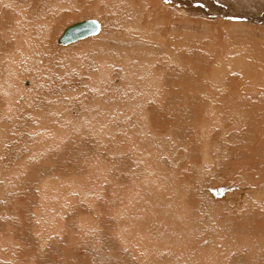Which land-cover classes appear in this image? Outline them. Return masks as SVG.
Segmentation results:
<instances>
[{"label":"rangeland","instance_id":"374dc122","mask_svg":"<svg viewBox=\"0 0 264 264\" xmlns=\"http://www.w3.org/2000/svg\"><path fill=\"white\" fill-rule=\"evenodd\" d=\"M1 1L3 2V4L0 3V7H2V8H0V12L3 11V13H0V15L3 14L4 16H6L7 15L6 12L9 13L8 12L9 10H5V9H9L6 6H12L14 9L18 10L20 13L23 14V17H22L23 19H26V20L30 19L28 21H31L32 23L34 22L32 24L35 27L34 29L29 28L27 26L23 27V30H24V33L22 32L23 36L25 34L28 35L29 33L30 34L32 33L33 38H28V41H30V42L26 43V47L31 44L30 46H28V47H30L29 53L17 67L16 81L14 83L10 84L11 87H13L15 90L18 91L17 99L22 100L21 103L25 102V108L23 110H25L24 111V113H25L24 117L26 118V121H27V124L25 123V125H23L22 130H20V127L16 128V132H18L19 130L20 131L17 133L15 138H18V140H20V154L24 153L22 155H27V148H29L28 146L31 145V140H33V141L44 140L43 142L40 143L39 147L45 151L44 154H46V156L55 155L54 156V163H55V165H57V167L55 165H53V168L57 169L60 176H62L63 168H60L59 164H60V162H63L66 164V167H64V170H65L66 175H68L67 189H68V191H70V190L71 191L69 192L70 197L68 196V198H70V199L67 200L70 210L64 216V224L66 227V233H65L63 239L65 240L66 244L69 247L70 257L72 255L75 256L74 257L75 259H76V257H78L79 260L81 261V264H144L143 263L144 261L150 262L151 260H152L151 264H158V263L159 264H191V263H193L192 262L193 253L197 252V251L199 252L200 250H203V251L211 250V251H219V252L230 251V252L235 253V255H236V254L241 252V249H239L240 248L239 243L241 246L243 241H246L243 239H244V237H245V239L247 237H249L247 235H248V232L251 231V229H253V230H264V225L262 224V223H264V220H262V218L264 219V216H262V218L260 217L261 215H264V190H263L264 189V187H263L264 186L263 185L264 184V182H263L264 178H261V177H264L263 176L264 166H262L263 164L261 165L260 163H258L261 158L263 159L262 152L264 153V146H263L264 144H262V145H259V144L264 143V140H258L257 143H254L255 146L252 143L255 140H248V142H247V140H245V137L241 136L242 133L244 132L243 129L246 130L245 133H247V131H248L247 127H242L240 129V131L238 130V132H236V128L234 127V125H231L235 129H234V131L231 130L234 133H231V131H230L229 135L230 136L235 135L236 138H238V140H232L231 141L232 143L230 142V140H226L227 146L230 144L229 146L231 148L235 147V148H232V150L229 152L230 147L226 146L228 148V151L225 153H228V155H229L228 158L231 160V162L229 159L227 160L231 165L230 167H228L229 171L232 172V170H233V173L230 176L232 178H236V179H234L235 181L231 178V180H233V181L230 185H228L229 187L227 189H229V190L227 191L225 188H222L221 185L217 186L218 188H216L215 184H212V182H215V180L217 181V180L221 179V177L223 176L222 171L219 173L220 170H218V171L214 172V174L208 173L207 178L204 177L205 176L204 173L203 174H198L199 172L197 173V169H196L197 165H201L202 160H201V158H198L199 156H197L196 153L198 154L200 148L203 147L202 145H200L201 147L199 148L198 144L204 145V140L205 139L207 140L208 135H209V134L207 135L206 133H202L201 131L198 132L199 130H196L193 127L195 122H197L198 118H200L202 115H205L206 117H208V114L203 113V109L201 106H198L196 108V112L198 115L194 119L195 122L192 121L189 117L183 121V126L186 128L187 134H186V136H182V138H180V139L178 136H176V135H178L177 131H179V130H177L178 126L172 127L171 124H170L171 126L169 125V127H168V124L167 125L166 124L160 125L162 128L164 127V129H163L164 132H163L162 130H160L162 128L159 125L158 126L153 125L152 128L150 126L146 125L145 121H144L148 115V113H146V112L139 111L138 116L142 117L141 121H143V123L142 122L139 123L141 126L140 128L139 127L130 128V130L132 132V133H130V132L126 131L128 129V127L112 123V119H110V121H108L109 120L108 116H104V115L102 116V110H101L100 106L89 109L87 112H85L88 109V107L90 108V106L95 105V103H96L95 101H87L86 104H84V106H83V110H84L83 112L80 109H78V110L75 109L74 113H72V114L70 113L71 111L68 110L69 108H67L65 106L64 101L73 97V96H75L76 99H80L79 96H81V94H82L83 97L85 95H88L90 98V96L95 95V94L100 92L99 86H100V84H102L100 81H102L103 79L101 80L99 78L100 77L99 74H101V73L105 74L106 73L107 68L110 67L109 61H111V58H109L108 55L113 56V53L116 52V47H118V45L111 44V45H109V48H107V45L102 41H104L106 39H112L114 37L116 39L120 38V34H118V32L121 30V27H118V26H119L120 20H121L120 19L121 13L119 11H107L108 9H104V7H102V11L104 13L99 12V11H98V13H93L89 10V8H91V6H92V5H90V4H92L90 0H87V1L86 0H59V1H62L59 3H60V5L63 4L64 8H63V5L61 7L57 6V8H55V10H52L51 7H53L52 5H55L53 3L56 0H1ZM155 1H157L158 4H156ZM159 1L160 0H149V1L146 0L145 2H147L148 6L145 3L144 4L147 6V8H150V9L147 11H144L143 7L140 8L142 11H144V13H146V14H144L143 12H141V14L143 13V15H144L142 23H145V21H149V23L150 22L154 23V24L152 23V25L148 24L150 27L154 26V28H152V29L150 27L147 28V29H151V31H152V32H150V35H149L150 39L149 40H151V41L153 40V42L149 41V44H151V45L157 44L156 41L158 39H160L161 35L164 37V34L166 31H167V33L165 35H167V39L176 37V38H179L178 40H181L182 38H180V37H183V39H182V42H183V40L185 39L184 37L188 36V37H186L185 40H186V43L188 42L189 44H184L185 43V40H184V43H183V45H185L184 49L185 48H187V50H188V48L193 49V47L195 46L196 48L194 47L193 51L195 49L196 50L194 51V53H193V51L189 50L191 52V55H189V58H188V54H190V52L184 50V53L187 52V54L186 55L184 54V56L182 57L184 59V61H183L184 69L192 68L193 66H195L199 63V71H200L199 74L203 78L207 77L204 74V72H208V73L213 72L214 74H216L211 69L210 65L208 64V63L212 64L213 62H215V60H214L215 55L214 56L211 55L210 51L211 50L214 51V49H216V48H219L221 50H229V51L223 53L226 57V60H229V58H231V59H237V58L241 59L242 58L241 60L251 62L252 60H257L260 56H264V23H256V22L252 23V21L249 22L248 20H244V22H238V21H242V20L230 19L229 17L224 19L221 16H218V17L215 16L216 17L215 18V17H210V16H214V14L212 15L211 13H206L205 15H201V17H199V15H197L196 18H195V16H189L188 18H185L184 15H182V14L180 15L179 13L177 14L176 12L175 13L170 12V11L165 12L164 8H162L164 6L163 5L164 1H161L163 3L162 4L163 6L160 4ZM200 1H202L204 4L208 3V2H210V4H211V3H214V1H215L214 5L217 6L216 4H218V6H220V3L222 0L221 1L218 0L219 2L217 0H213V1L212 0H200ZM223 1L221 4H224ZM56 2L58 3V0ZM133 2L136 5V2L138 3L139 0L138 1L135 0ZM59 3H58V5H59ZM47 7H49V8H47ZM1 9H3V10L1 11ZM43 11H45L46 14H50V15L54 14L57 17H59L60 15H63V17H62L63 19H61L60 21L55 23L56 27L53 30L54 32L51 33V36H52L51 39L52 40H51L50 46L53 49L51 50L50 54L53 55L54 60H53V63L50 65V67H46V66H48L46 64H42V65L39 64L38 65V64L34 63L35 64L34 65L33 63L30 64L28 61H26L27 58H29V55L32 54V50L35 48V44L39 40V36L35 37V35H38L40 31H41L42 35H45V33H46L45 28H43L39 31L40 26H38V24L41 22L40 23V25H41L43 20H45V21H48V19L50 20L51 16L47 19V17L44 16ZM49 11H51V12H49ZM141 14H140V17L142 16ZM149 14H151V16ZM147 15H149V16L147 17ZM20 16H21V14H20ZM145 16H146V19L144 18ZM8 17L9 16H6V18H8ZM14 17H9L10 19L9 18L8 19L11 20V19H14ZM57 17H54V18H57ZM89 17H96L103 23L102 32L98 36H95V38L91 37L87 40L76 43L75 45H73L71 47H58L57 46L56 40L63 33V31L66 27L73 25L76 22L83 21L86 18L88 19ZM138 17H139V15H138ZM138 17L136 19H138ZM148 18L149 19L151 18L152 20L151 19L148 20ZM1 19L2 18L0 16V20ZM114 19H115V21H114ZM38 20H40V22ZM176 21H177V24H176L177 26H176V28H174L175 27L174 23H176ZM235 23L241 25V28H240V26L239 27L234 26ZM185 24H187V25H185ZM171 27H172V29H171ZM161 28L162 29L164 28L163 29L164 34H163V32H161V31H163ZM25 29H27L26 33H25ZM159 30H160L161 34H158L160 37H157L158 36L157 33L159 32ZM151 33H154V34H151ZM168 33H169V35H168ZM170 35H171V37H170ZM172 35H174V36H172ZM181 35H183V36H181ZM116 36H118V37H116ZM152 36H153V38H152ZM190 36H192V37H190ZM194 38L197 40H195ZM116 39H115V41H116ZM167 39H166V41H168ZM25 40L27 41L26 37L23 41H25ZM198 40H199V42H198ZM5 41H7L6 37L3 34H0V54H2V57L4 59V63L8 62L9 64H14L16 62V54L10 55V52H11L10 49L7 52H3V48H4L3 45L5 44ZM23 41H22V43H23ZM158 42L160 43V41H158ZM161 43H162V40H161ZM205 43L207 45V48L202 46V45H205ZM7 45L9 46L8 43H7ZM242 45H244V46H242ZM197 47H199V49H197ZM244 47H246V48H244ZM222 48H224V49H222ZM23 49L24 48H22V50ZM181 49L183 50L182 44H181ZM221 50H219V51H221ZM244 51L245 52L247 51V53H245ZM250 52H251V54H249ZM63 53L65 54L64 56H62ZM46 55H49V54L46 53ZM245 55H248L249 57L245 56ZM190 57H192V58H190ZM118 58H120V55L118 56ZM207 58L210 60H207ZM185 59L187 60L186 66H185V63H186ZM188 59H190V61H188ZM191 59H193L195 61H193ZM103 61L105 63V66L103 65L104 64ZM99 62H100V64H99ZM189 63H191V64H189ZM44 65H46V66H44ZM106 66H107V68H106ZM217 66L220 67L221 62ZM102 67H104L105 69H102ZM81 71H83V72H81ZM119 71L122 74V67L119 69ZM221 72H226V70L221 71ZM68 73L71 75H74V76L77 75L76 76L77 78H75L77 80V83L80 82V81L78 82V77H83L81 75V73H84L83 81L81 80L80 85H78V87L81 86V88L77 87V89L75 90L77 83H75L76 80H74V85H73L74 89H72L73 92L72 91H61V93H59V94L55 93L57 90L56 88H58L61 85L62 77L66 76V74H68ZM79 74H80V76H79ZM233 77H234V74H233ZM95 78H96V80H95ZM97 79H100V81L99 80L97 81ZM124 81H125V79L123 77H121V79L118 81V85H120ZM106 82H108L107 79H106ZM209 82L212 85H215L214 81H210V80L206 81L207 84ZM102 85L104 86L105 84H102ZM205 88H206V86L200 87L199 89H197L196 94H197L198 98H201V97L205 98V97H210V96L212 97L213 96L212 94H210L208 92V91L211 92V90L205 89ZM120 89H123V88L121 87ZM255 101L264 103V99H260V100L258 99ZM195 104H198V102H195ZM20 106L22 107V105H20ZM85 107H87V108H85ZM19 111L21 112V109ZM76 112H77V114H80L81 116H78L76 114ZM133 112L137 113L138 111L137 112L133 111ZM108 113H112V112H109V110H108ZM47 114L51 115L52 118L55 120L50 121L47 124L46 123H39L40 119L37 117H42V115H47ZM69 115H70V118H69ZM71 115H72V117H71ZM86 115H87V117H86ZM110 115L112 117V114H110ZM172 115H173V113H171L169 115V117L166 118V120H168V118H170V116H172ZM93 116L96 117V119L100 118V119L95 120V122L98 123V125L100 123V125H99L100 129L98 126L95 125L96 124L95 122H94L95 124L93 123V121L95 119ZM176 116L178 117L177 119H175V120L169 119L168 121H170L171 123H174V124L182 123L181 119H180V115H176ZM64 117H65V119H62ZM57 118L62 120V121H59ZM103 118H104V120H103ZM184 118H185V115L183 116V119ZM34 119H36V120H34ZM31 122H33V123H31ZM109 123H111L112 126ZM44 124H46V125L44 126ZM104 124H106V125H104ZM93 126H95V127H93ZM40 127H42V128H40ZM123 127H126L125 130ZM104 128H105V130H104ZM166 129H171V131L165 133ZM237 129H239V128H237ZM48 130L52 131V132L50 134H48L49 133ZM95 132H97L98 134ZM239 132L240 133L242 132L241 135ZM45 133L48 134L49 136H45V138L43 137L44 138L43 139L41 136L46 135ZM104 133H106V134L104 136H102ZM236 133H237V135H236ZM245 133H243V134H245ZM250 133L252 135L254 134L253 132H250ZM37 134H39V135L36 136ZM51 134H53V137H55V138H53V139L50 138V136L52 137ZM130 134H134L135 135L134 137H136V138H134ZM58 136H59V138H57ZM98 136H100V137H98ZM37 137H39V138L37 139ZM46 137H48V139ZM33 138H35L36 140ZM193 138H194V140H193ZM198 138H200V139L198 140ZM172 139H174V140H172ZM239 139H241V140L239 141ZM14 140H16V139H14ZM200 140H202V141H200ZM10 141L11 140H9V142ZM233 142H235V143H233ZM236 142L238 144H236ZM246 142L248 144H245ZM153 143H154V146H153ZM240 143H241L242 147L236 148L237 146L238 147L240 146ZM194 144H197V145H194ZM149 145H151L154 149ZM246 145H248V146L250 145V146L248 147ZM138 146H141V147H138ZM175 146H177V147H175ZM185 147H187V148H185ZM192 147L193 148L195 147V148L193 150H191ZM244 147L247 149L249 148V149L248 150L244 149ZM257 148H259L258 151H257ZM136 149H138L139 151L138 150L136 151ZM167 149L169 150V153H168ZM195 149H197V152L195 151ZM233 150H234V152H233ZM154 151H155V153H154ZM124 152H126V153H124ZM140 152L142 154H140ZM188 152H191L190 155H192L193 153L196 152L194 154V158L197 157V161H196V158H195V160L193 158L194 161L192 160V164H190V165L187 164L190 160L189 156H188ZM231 152H233L232 155H231ZM243 152H244V154H243ZM253 152H255V153H253ZM136 153L138 154V156H141L142 158L136 156ZM246 153L248 155H250V154L252 156L254 155L253 158L256 157L257 155L258 156L256 157V160L254 159L255 161L253 160V158L251 161V156L247 157ZM160 154H162V155H160ZM164 154L166 155V157ZM240 154H241V156H240ZM255 154H257V155H255ZM168 155L170 156L171 160H169L170 158ZM244 155H245V158L247 160H249V159L250 160L246 161V159L243 157ZM56 156H60V161ZM132 156H134V158ZM24 157L25 156H23V158ZM143 157H144V160H143ZM235 157H237V158H235ZM33 158L36 161L32 165L42 166V164L44 162L43 156H41V158L40 157H38V158L33 157ZM132 158H133V160H132ZM242 158H243V161H242ZM145 159H147V160H145ZM174 160H177V162H178L176 165L173 164ZM239 160H240V162H239ZM164 161H167V162H164ZM198 161H200V163H198ZM241 161H242V163L244 162L245 164L243 163L244 165H242ZM250 161H251V163H250ZM9 162L8 163L11 164V161H9ZM23 162H24V160H23ZM118 162H120V164H118ZM158 162H160V163H158ZM181 162H183V164H180ZM189 163H191V162H189ZM239 163H241V164H239ZM28 164L29 163L27 161V167L21 169V176H20L19 183H17V184L13 183L11 187L7 188L8 181L7 182H0V233L3 236L6 233L7 227L9 229V232H11V233H9L11 235L16 230V228H15L16 226L23 228L24 231L27 233H31V234L33 233L34 235H36V228H38V226L40 224V221L37 219V216H34L33 213L30 212V210H31L30 207H32V211L34 212L36 209L35 205L40 203L38 201L39 200L38 192L36 194L38 199L36 196H34V193H35V191H37V189H36L37 188V182H39L42 179H41V176H40V179H38V176L34 177V175H36V174L35 173L33 174V172H31V170L33 168L28 170V168H29L28 166L31 163L29 165ZM46 164L49 165V163H47V162H44L43 165L45 166ZM122 164H123V166H122ZM184 164H186V165H184ZM193 164H195V166ZM232 164H234V165H232ZM124 165H125V167H124ZM139 165H140V167H138ZM142 165L144 168L142 167ZM156 165H158V166H156ZM171 165L173 166V168ZM181 165H183V166H181ZM240 165H241V167H240ZM185 166H187L186 169L183 168ZM246 166L247 167L250 166L249 169L252 167L251 171L248 168H246ZM253 166H255V167H253ZM120 167H124L125 170L122 171L120 169ZM176 167H177V172L175 171ZM189 167H190V169H189ZM239 167L241 169H239ZM129 168H131L132 172L133 171L134 172L136 171L135 173L140 172V173H142V175L143 174H149V172H150L151 174H149V175H151V177L155 176L154 179L156 177H158L157 175H159L160 177L163 178V180L165 177L166 180L168 181L167 177L169 179H174L177 176L178 182H175V183H173L174 185L173 184L172 185H173V187L176 186L175 188H177V189L178 188L182 189L183 196H184V194L186 195L185 197L187 198V202H186V198L185 197L183 198V196H182V198L181 197H177V198L175 197V201L170 202L168 205L169 207L165 211V208L162 204V201L159 200L160 194H162L160 189L156 190V192H154V194H150L153 192H150L151 190L149 191L147 189H140L141 191L139 190L138 193L135 190H133L134 194H132L133 192H130V191H132L133 186H132V189H130V191H129V188L127 190L124 188L123 183L122 184L117 183V177H119L120 179L125 178L126 174L129 171ZM151 168L153 171H151ZM181 168H183L185 170H183V169L181 170ZM244 168L249 170V171L245 170ZM41 169H44V168H41ZM56 169L54 170L55 172H57ZM143 169H145V170H143ZM38 170H40V167ZM29 171L31 172V176L33 175V177H31V176L29 177V174H30ZM168 171L169 172L171 171V172L169 173ZM181 171H186V172L182 173ZM194 171L198 175L197 174L194 175V173H195ZM229 171H227V170L225 171V169H224L225 173H227ZM236 171H238V172H236ZM49 172L50 171L48 169L47 173H49ZM251 172H252V174H251ZM171 173L172 174L174 173L173 174L174 176ZM185 173H186L185 176H187V174H190L189 178L187 176L188 181H187L186 177H182V176H184ZM238 173H240L241 175L240 174L238 175ZM253 173H254V176H253ZM228 174H230V173H228ZM180 175H181L182 179L179 177ZM192 175H194V177ZM247 176L250 178V180L248 179ZM256 176H258V177H256ZM2 177L3 176H0V179ZM22 178H24L23 181H21ZM28 178H30L31 180H29ZM32 178H33V180H32ZM42 178H43V176H42ZM237 178L239 180H237ZM26 179L28 180V182ZM57 179H60V177H58ZM195 179H197V180H195ZM205 179H207V180L210 179L211 182L208 180L209 181L208 184H204V182H202L201 180H205ZM260 179H262V180H260ZM134 180L138 181V179H134ZM163 180H162V183H163ZM25 181L27 182V184H25L26 183ZM29 181H30L31 185L29 184ZM90 181H92V182H90ZM32 182L36 183L34 185V188H33ZM74 182H75V184H74ZM235 182H237V183H235ZM241 182H243V183H241ZM68 183H70V184H68ZM249 183H252V184L249 185ZM255 183H257L256 184L257 188H255L256 187ZM23 184H25L26 187ZM201 184H203L204 186L206 185V186L204 187ZM210 184H212V186L214 185L213 188L211 187ZM27 185L32 186V190L33 189L34 190L33 191L28 190V189H31V187H28ZM72 185H73V187H72ZM191 185H194L198 191L200 189H202L201 191H199L201 196L199 195V192L196 193L197 192L196 189L192 191L193 194L191 193V190H190ZM76 186H77V188H75ZM14 187L17 189H15ZM121 187L123 188V190L121 189ZM234 187L237 188V190H238L237 192H235L236 189ZM259 188H260V190H259ZM203 189L204 190L208 189V191L209 190L210 191L206 192ZM121 190L123 192H121ZM81 191H82V194H81ZM126 191L129 193L128 196H126ZM229 191L233 192V194L234 193L235 194L232 196H226L229 193ZM250 191H251V193H250ZM27 192H28V195H27ZM30 192H32V193L29 195ZM146 193H148V194H146ZM202 193L204 194L203 196H202ZM207 193L208 194L212 193V194L206 195ZM241 193H242V195H241ZM23 194L25 196H21ZM237 194L240 195L241 197L238 196ZM243 194H245V195H243ZM151 196H153V197H151ZM237 196H238V198H237ZM32 197H33V199L36 197L35 199H37V200L33 201ZM120 197H122V198H120ZM139 197H141V198H139ZM155 197H158V198H155ZM15 198L17 199L18 202L15 201L16 200ZM21 199H24V200L26 199V201H23ZM122 199H124V202L122 201ZM146 199H147V202H146ZM201 199H203V200H201ZM240 199H242V200H240ZM138 200H140V201L138 202ZM223 200H224V202H223ZM30 201H32V202H30ZM35 201H37L36 204H35ZM125 201H126V203H125ZM155 201L157 203H155ZM27 202L30 205H32L29 207L30 208L29 211L23 210V213L19 217V220L16 219L17 218L15 216L16 214H14L16 212L15 210L16 209L19 210V208H17V207H20V209L23 207H28L29 204ZM129 202H131L132 204H129ZM20 203H21V205L19 206ZM24 203L26 204V206ZM124 203H125V208L123 207ZM127 203L129 205H126ZM150 205H152V206H150ZM255 207H257V208H255ZM258 208L259 209L261 208V209L259 210ZM118 209L120 210V213H118V211H119ZM262 209H263V211H262ZM4 210L11 214V216H10V214H8L11 218L8 217V215H5V218L3 217L5 214ZM142 210H144V212ZM204 210L206 211V213ZM257 211H258V214H257ZM164 212H167L168 215H165ZM170 212H172V213H170ZM219 213H223V214L227 213V217H229V218L225 217L226 214H224V216L222 217L223 214L219 215ZM252 213H253V215H252ZM115 215H118V216L120 215V217L117 218L118 216L116 217ZM217 215H219V216H217ZM125 216H126V218H125ZM144 216H146V217H144ZM254 216H255V218H254ZM224 217H225V219L226 218L229 219L228 221H230V224H233V226L234 225L236 227L238 226V230L239 231L241 230L242 233L240 232V233H238L239 235H236V236L231 235V234H229V235L225 234V236L228 235V237H230V238L233 237L230 240L229 238H225L223 236L224 233L223 234L221 233V232H223V230L221 229V232H219L218 234L217 233L213 234V235H219L218 237L220 240L212 239V235L209 232V226L211 225L210 221L216 220L215 222H213V226L217 227L216 226L217 222L219 220H221V222H222L224 220L223 219ZM145 218H146V220H144ZM258 218H259L258 221L261 222V223L259 222V224L257 221ZM234 219H235V221H233ZM178 220H180L181 222ZM79 221L81 224L86 225L88 232L83 231V229L80 227ZM124 221L126 223L125 229L127 232H125V229L119 228L120 233H118V230H117L118 228H116V224L120 225ZM252 221H253V223H252ZM111 222L113 225L111 224ZM149 224H150V226H149ZM174 224H175V226H174ZM240 224H241V226H240ZM9 226H11L12 229H14V230L12 231L11 227H9ZM122 226L124 227V224ZM225 226L228 228L227 224H225ZM247 226H249V227H247ZM244 227H246V228H244ZM129 228H131L135 231H137V229H138V231L134 232L132 235L131 231H133V230H131ZM178 229H181L180 234L178 236H175L176 239L174 240V242L170 241V237H171L170 233H172L173 231L178 230ZM186 229H187V231H186ZM244 229H246L247 231ZM150 230L155 231V233H157L158 235L160 234V236H157L156 234H154ZM204 230L206 233L204 232ZM230 230H232V229H230ZM243 231H244V233L247 232V235L244 234L245 236L242 235V237H241L240 234H243ZM15 232H17V231H15ZM124 232H125V234L127 233L126 235L130 239L129 240L128 238H125L127 241L131 242V244H130L131 247L126 246L127 244L123 241V238H124L123 233ZM148 232H150V234L146 235L145 233H148ZM138 233H140V234H138ZM143 233H144V235H143ZM165 233H166V235H165ZM13 234H15V233H13ZM120 234H122V235H120ZM188 234H189V236H187ZM10 235H8V236H10ZM134 236H139V237H135V240L138 238V240H141L144 244H140L138 246L137 240L136 241L132 240V239H134ZM238 236L240 239H238ZM54 237H55V235L51 236V238H54ZM188 237H190V238H188ZM117 238H118V240H117ZM202 238L208 239V241L206 239L204 242L202 241L204 243V247H202L203 244L200 242L201 240H204ZM241 238L243 241H241ZM197 239H199L200 241L199 240L197 241ZM225 239H227L226 242H225ZM147 240H148V242H146ZM8 241H9V239H8ZM29 241L28 242L31 243L32 245L28 244L27 241H21L20 240V242H18V248L20 249L21 252L19 251L18 253H15V259L14 260H12L14 257H10V259H9V257L6 258L9 260H6L5 258L2 257L1 253L4 252L3 250L7 249L6 246H3L4 242L2 241V244L0 246V262H2L1 264H6V261H7V263L10 262L9 264H24V262L26 263L27 261L28 262L26 264H31L32 262L35 261L33 258H35L37 256L36 253L38 254V256L36 258L42 259L45 255L41 254V252L47 251L48 250L47 246L40 241H33L32 238ZM120 241H122L126 245L120 247L119 243H117ZM132 241H135V244L137 246L134 245ZM195 241H196V243L199 242L197 244H199V245L201 244L199 246L200 248L197 250L192 248L193 245H195L194 244ZM236 242H239V243H236ZM146 243L147 244L149 243L151 245L150 249L147 248L148 246L145 247ZM27 245H29V246H27ZM189 245H191V246H189ZM230 246L232 249L230 248ZM31 247H32V249H31ZM127 247H128V249H127ZM134 247H137V249H135ZM138 247H140V248H138ZM179 247H181L183 249H180ZM189 247H190V249H189ZM11 248H13V247H11ZM1 249H3V250H1ZM22 249H23V251H22ZM32 250L34 252H32ZM131 250H134V251L136 250L137 252L136 251L134 252ZM192 250H193V252H192ZM235 250L237 252H235ZM21 253L24 255H21ZM138 253H140V254H138ZM242 253H244V252L242 251ZM133 254H136V257H135V255L133 256ZM144 254H145V257H142V256H144ZM219 255H221V254L219 253ZM140 256H141V258H140ZM25 257H27V261L25 260ZM23 259H24V261H23ZM75 259H73V261L76 263L77 259L76 260ZM137 259H139L140 262ZM211 263H212V260L210 259V261H208V264H211Z\"/></svg>","mask_w":264,"mask_h":264},{"label":"bare ground","instance_id":"6f19581e","mask_svg":"<svg viewBox=\"0 0 264 264\" xmlns=\"http://www.w3.org/2000/svg\"><path fill=\"white\" fill-rule=\"evenodd\" d=\"M56 1L53 3L55 5H52L53 7L50 6L52 8V10H55V8H57V6L61 7L63 5V4L60 5V3H59V2H62V1L58 0L59 5H58V3ZM90 1L92 3L90 5H92V6H91V8H89V10L91 12H93V13H98V11L99 12H103L102 11V7H104V9H108L107 11H119L121 13V18H120L121 20H120V24L118 26V27H121V30L118 32V34H120V38L116 39L114 37L112 39H106V40L102 41V42H104L107 45V48H109V45H111V44L118 45V47H116V52L113 53V56L108 55V57L111 58V61H109L110 67L107 68V66H106L107 70H106L105 74L104 73L99 74L100 75L99 78L101 80L102 79L103 80L100 81V79H97V81L99 80L102 84H105V85L103 86L102 84H100V86H99L100 87L99 88L100 92L95 94V95L90 96V98H89L88 95H85L83 97V95L81 94V96H79L80 99H76V97L73 96V97L65 100L64 104H65V106L67 108H69L68 110L71 111L70 113L71 114L74 113L75 109H77V110L80 109L83 112L84 111L83 110V106H84V104H86L87 101H95L96 102L95 105L90 106V108L88 107V109L85 112H87L89 109H92V108L100 106V108L102 110V116L103 115L104 116H108V118H109L108 121H110V119H112V123L128 127V129L126 131L132 133L130 128H133V127H139L140 128L141 126H140L139 123L140 122L143 123V121H141L142 117L138 116L139 115V111H142V112L148 113L147 118L144 121H145V124L150 126L151 128H152L153 125H155V126L159 125L160 126V125H165V124L166 125L168 124V127H169L170 124L172 125V127L173 126H178L177 130H179V131H177L178 135H176V136H178L179 139H180V138H182V136H186V134H187L186 133V128L183 126V121L185 119H187L188 117L192 121H194V119L198 115L197 112H196V108L198 106H201L202 109H203V113L204 114H208V117H206L205 115H202L200 118H198L197 122L194 121L195 124H194L193 127L196 130H199L198 132L201 131L202 133H206L207 135L208 134L209 135H208V139L204 140V145L203 144H198L199 148L201 147L200 145L203 146L202 148H200L198 154L196 153L197 149H195L196 155L199 156L198 158H201V160H202V162H201L202 164L201 165H197V168L196 167L195 168L197 169V173L199 172L198 174H203L204 173V175H205L204 177L205 178H207V174L208 173L209 174L210 173L214 174V172H216L218 170H220L219 173L222 171L223 172L222 173L223 176L221 177V179H219L217 181L214 179L215 182H212V184H215L216 188H218L217 186L221 185L222 188H225L228 191L229 190V189H227L229 187L228 185H230L232 183V181L234 179H236V178H232L230 176L233 173V170H232V172H230L229 169H228V167H230L231 165L227 161L229 159L228 158L229 155H228V153H225V152L228 151L227 147H230L229 146L230 144L227 146L226 145L227 144L226 140H230V142L232 140H238V138H236L235 135H231V136L229 135L230 131L231 130L234 131V129L236 128V132H238V130L240 131V129L242 127H247V130H248L247 133H245L246 130H244V129H243V131H244L243 133H245V134H243L241 132L242 133V135H241V133L239 132L241 136L245 137V140H247V142H248V140H255L254 142H252L254 144V143H257L258 140H264V135H263L264 134V103L255 101V100H258V99L259 100L260 99H264V56H260L257 60H252L251 62L245 61V60H241L242 58L241 59L240 58H237V59L229 58V60H226V57H225V55L223 53L227 52L229 50H221L219 48H216V49H214V51L213 50H211L212 52L210 51L211 55H213V56L215 55V59H214L215 62H213L212 64L208 63L210 65L211 69L216 74H214L213 72L212 73L204 72V74L207 77L203 78L199 74L200 73V71H199V63L197 65L193 66V67L191 66L192 68L184 69V66H183L184 59L182 57L184 56V54L185 55L187 54V52L184 53V50L190 52L189 50L193 51V49L195 47L194 46L193 49H189L188 48V50H187V48L184 49L185 45H183V43H184V40L186 39V37H188V36L184 37L185 39L183 40V42H182L183 37H180V38H182L181 40H178L179 38H176V37L167 39V35H165L167 33V31L164 34V30H163L164 28L163 29L161 28L163 30L161 32H163L164 37L162 35H161V37L158 35V34H161V32H160L161 29L159 30L160 33L157 31L158 32L157 33V35H158L157 37H160V39L162 40V43H161V40L158 39L156 41L157 44H155V45L149 44V41H151V40H149L150 39L149 35H150V32H152L151 29L154 28V26L150 27L148 25V24L152 25L153 22L149 23V21H145V23H142L143 16H144L143 15L144 11H147V10L150 9V8H147L148 5H147V2H145L146 0H139L138 3L136 2V5L133 2L135 0H90ZM136 1H138V0H136ZM161 1H164V4ZM222 1H221V3H222ZM155 2H156V4H158L157 1H155ZM159 2H160L161 5L162 4L164 5V6L162 5L163 6L162 8H164L165 12H169V11L170 12H174V13L176 12L177 14L179 13L180 15L181 14L184 15L185 18H188L189 16H195V18H196L197 15H199V17H201V15H205L206 13H211L212 15L214 14V16H210V17L221 16L224 19L229 17L230 19L242 20V21H238V22H244V20H248L249 22L252 21V23L253 22L264 23V0H224L223 1L224 4L220 3V6H218V4H216L217 6H215L214 5L215 1H214V3H211V4H210V2L204 4L200 0H160ZM0 3L3 4V2L1 0H0ZM6 7L9 8V9H5V10H9L8 11L9 13L6 12V14H7L6 16H9V17H14L15 16V17H14V19L9 20L10 19L9 17H8L9 18L8 19L3 14L0 15L1 18H2L0 20V34H3L6 37V40H7V41H5V44L3 45L4 46L3 52H7L10 49L11 50L10 55L16 54V62L14 64H9L8 62L4 63V59L2 57V54H0V176H3L0 179V182H7L8 181L7 188L11 187L13 183L14 184L15 183L16 184L19 183L20 176H21V169L27 167V161H28L29 164L31 163L30 165L28 164L29 165L28 166L29 167L28 170L33 168L31 170V172H33V174L34 173L36 174V175H34V177L38 176V179H40V176H41L42 180L37 182V188H36L37 191H35V193H34V196L37 197L36 194L38 192V196H39V200L38 201L40 202L39 204H36L37 201H35V204H36L35 205L36 206L35 211L34 212L32 211V207H30L32 205H30L27 202L29 204L28 207H23V208L20 209V207L16 206L17 208H19V210L16 209L15 210L16 212L14 213V214H16L15 215L17 217L16 219L19 220V217L22 215L23 210H28L29 211V209L31 208L30 212H32L34 216H37V219L40 221V224H39L38 228H36V235H34L33 233L31 234V233L25 232L24 229L19 227V226L15 227L16 228L15 231H17V232L14 231L13 233H15V234L12 233L10 235L9 233H11V232H9V229L7 227V230H6V233L4 234V236L1 235V233H0V246H1L2 241H3L4 242L3 246L7 247L6 250L1 249V250L4 251L3 253H1V255L5 259L8 258V257H9V259H10V257H14L12 259V260H14L15 259V253H18L20 251V249L18 248V242H20V240L28 242L32 238L33 241H40V242L44 243L47 246L48 250L44 251V252H41V254L45 255L42 259L41 258L37 259L36 257L38 256V254L36 253L37 256L35 258H33L35 261L32 262L31 264H33V263L34 264L35 263L36 264H81V261L79 260L78 257H76L77 260L74 258L75 256H73V255L70 257L69 247L66 244L65 240L63 239L64 235L66 233V227H65V224H64V216L70 210L67 200L70 199V198H68V196H69V192L71 191V190L68 191V189H67V178H68V175H66L65 170H64V167H66V164L63 163V162H60V164H59L60 168H63L62 176H60V174L57 171V169L55 168L56 171H57V172H55L54 171L55 169L53 168V165H55V163H54V156L55 155L46 156V154H44L45 151L42 148L39 147L40 143L43 142L44 140H37V141L31 140V145H29L28 146L29 148H27V155H22L24 153L20 154V140H18V138H15L17 133L20 130H22L23 125H25V123L27 124V121H26V118L24 117L25 116V113H24L25 110H23L25 108V102L21 103L22 100L17 99L18 91L15 90L13 87H11L10 84H12V83H14L16 81L17 67L29 53V48L30 47H28V46H30L31 44L30 43H29L30 45L27 44L28 46L26 47V43L30 42V41H28V38H33L32 33L31 34L29 33L28 35L25 34L24 36L27 38V41L26 40L23 41L25 39V37L22 34V32L24 33L23 27L27 26V27L32 28V29H34L35 27H34V25H32L34 22L32 23L31 21H28L30 19H28V20L23 19L22 18L23 14L20 13L18 10L14 9L12 6H6ZM142 7H143L144 11H142L140 9ZM0 8H2V7H0ZM47 8H49V7H47ZM63 8H64V5H63ZM2 10L3 9H1V11ZM51 11H49V12H51ZM43 12H44L43 13L44 16H46L47 19L51 16L50 20L49 19H48V21L43 20L41 25H40V23H41L40 20H38L40 22V23L38 22L39 23L38 26H40L39 31L41 29L45 28L46 29V33H45V35H42V33L40 31L38 35H35V37L39 36V40L35 44V48L32 50V54L29 55V58H27L26 61H28L30 64H32V63L33 64L36 63L38 65L39 64H41V65L42 64H46L48 66H46V65H44V66L50 67V65L53 63V60H54L53 59V55L50 54L51 50L53 49L50 46L51 45V40H52L51 39V37H52L51 33L54 32L53 30L56 27L55 23H57L58 21L63 19L62 18L63 15H60L59 17H57L54 14L50 15V14H46L45 11H43ZM141 12H143V13L141 14ZM0 13H3V11L0 12ZM20 14H21V16H20ZM140 14L142 15L141 17H140ZM144 14H146V13H144ZM138 15H139L140 18L138 17ZM149 15L151 16V14H149ZM149 15H147V17ZM54 17H57V18H54ZM137 17H138V19H136ZM89 18H92V19H94V20H96L98 22L99 28H98V31L95 34H91V35H87V36L82 37V38H78L75 41H72V42H69V43H66V44L59 43L58 42V38L59 37H58L57 40H56L57 41V46L58 47H71V46L75 45L76 43H79L81 41L87 40V39H89L91 37L95 38V36H98L102 32L103 23L96 17H89ZM144 18L146 19V16ZM115 19H114V21H115ZM150 19L148 18V20H150ZM76 23H74V24H76ZM176 24H177V21H176V23H174V25H175L174 28H176V26H177ZM185 25H187V24H185ZM234 26H237V27L240 26V28H241V25H239L237 23H235ZM149 27L151 29H147ZM171 29H172V27H171ZM26 31H27V29H25V33H26ZM151 34H154V33H151ZM168 35H169V33H168ZM172 36H174V35H172ZM181 36H183V35H181ZM116 37H118V36H116ZM170 37H171V35H170ZM190 37H192V36H190ZM152 38H153V36H152ZM115 39H116L117 42L115 41ZM166 39L168 41H166ZM195 40H197V39H195ZM22 41H23V43H22ZM158 41H160V43ZM151 42H153V40ZM198 42H199V40H198ZM7 43L9 44V46L7 45ZM181 44H182L183 50L181 49ZM184 44H189V43L188 42L186 43V40H185ZM202 46L207 48L206 43H205V45H202ZM242 46H244V45H242ZM22 48H24V49L22 50ZM244 48H246V47H244ZM197 49H199V47H197ZM222 49H224V48H222ZM219 50H221V51H219ZM194 51H193V53H194ZM46 53L49 54V55H46ZM245 53H247V51ZM249 54H251V52ZM64 55L65 54L63 53L62 56H64ZM119 55H120V58H118ZM189 55H191V52H190V54H188V58H189ZM245 56H248V55H245ZM190 58H192V57H190ZM191 60H193V59H191ZM207 60H210V59L207 58ZM185 61H186V63H185V66H186L187 60L185 59ZM188 61H190V59H188ZM193 61H195V60H193ZM220 62H221V66L219 67L217 65ZM103 63H104V61H103ZM99 64H100V62H99ZM189 64H191V63H189ZM103 65L105 66V63ZM121 67H122V74L119 71V69ZM102 69H105V68L102 67ZM225 70H226V72H221V71H225ZM81 72H83V71H81ZM84 73H81V75L83 77H78V82L79 81L81 82V80L83 81ZM233 74H234V77H233ZM76 76L71 75V74L68 73V74H66V76L62 77L61 85L59 87L57 86L58 88H56L57 90H56L55 93L59 94V93H61V91H72V89H74L73 88L74 80H76L75 78H77ZM79 76H80V74H79ZM121 77H123L125 79V81L123 83H121L120 85H118V81L121 79ZM106 79L108 80V82H106ZM95 80H96V78H95ZM209 80L210 81H214L215 85H212L210 82L207 84L206 81H209ZM80 82L77 83V80H76L75 83H77L76 84L77 86L75 87V90L77 89L78 85H80ZM205 86H206L205 89L211 90V92L210 91H208V92L210 94H212L213 96L212 97L211 96L210 97H205L206 99L203 98V97L198 98V96L196 94L197 89H199L200 87H205ZM121 87L123 89H120ZM78 88H81V86H79ZM195 102H198V104H195ZM20 105H22V107ZM85 108H87V107H85ZM20 109H21V112L19 111ZM108 110H109V112H112V113H108ZM133 111H136V112L138 111V112L134 113ZM171 113H173V115L170 116V118H168V120L169 119L170 120H175V119L178 118L176 115H180V119H181L182 123L174 124V123H171L170 121L166 120V118L169 117V115ZM76 114H77V112H76ZM110 114H112V117H111ZM77 115L81 116L80 114H77ZM184 115H185V118L183 119ZM71 117H72V115H71ZM86 117H87V115H86ZM37 118L40 119L39 123H46V124L49 123L50 121L55 120V119L52 118L51 115H48V114L47 115H42V117H37ZM69 118H70V115H69ZM94 118L95 119H94L93 123L95 122V120L100 119V118L96 119V117H94ZM104 118H103V120H104ZM62 119H65V117L62 118ZM34 120H36V119H34ZM58 120L62 121L60 119H58ZM31 123H33V122H31ZM46 124H44V126ZM109 124H111V123H109ZM95 125L99 127L100 123H99V125H98V123H96ZM104 125H106V124H104ZM231 125H234L235 128L232 127ZM111 126H112V124H111ZM19 127H20V130L18 132H16V128H19ZM93 127H95V126H93ZM126 127H123L124 130H125ZM40 128H42V127H40ZM237 128H239V129H237ZM99 129H100V127H99ZM163 129H164V127L162 129H160V130L163 131ZM104 130H105V128H104ZM169 131H171V129H166L165 133H167ZM232 131H231V133H234ZM51 132L52 131H49L48 134H50ZM250 132H253L254 134L252 135ZM95 133H97V132H95ZM48 134L43 135L41 137L45 138V136H49ZM105 134L106 133H104L102 136H104ZM38 135L39 134H37L36 136H38ZM51 135H52V137L50 136V138H52V139L55 138V137H53V134H51ZM130 135H132L133 137L135 136L134 134H130ZM236 135H237V133H236ZM98 137H100V136H98ZM38 138L39 137H37V139ZM46 138L48 139V137H46ZM57 138H59V136ZM134 138H136V137H134ZM14 139H16V140H14ZM33 139H35V138H33ZM199 139L200 138H198V140ZM9 140H11V141L9 142ZM172 140H174V139H172ZM193 140H194V138H193ZM240 140L241 139H239V141ZM200 141H202V140H200ZM247 142L245 144H248ZM233 143H235V142H233ZM241 143H240V146L239 147L237 146L236 148L242 147ZM236 144H238V143L236 142ZM262 144H264V143H260L259 145H262ZM151 145H149V146H151ZM194 145H197V144H194ZM153 146H154V143H153ZM246 146H248V145H246ZM254 146H255V144H254ZM138 147H141V146H138ZM175 147H177V146H175ZM245 147H244V149H247ZM185 148H187V147H185ZM194 148L192 147L191 150H193ZM232 148H235V147H232ZM232 148L231 147L229 148V152L232 150ZM138 149H136V151ZM258 149L259 148H257V151H258ZM233 152H234V150H233ZM233 152H231V155L233 154ZM124 153H126V152H124ZM137 153H136V156H138ZM154 153H155V151H154ZM168 153H169V150H168ZM190 153L191 152H188V156H189V159H190L189 162H191V163H189V162L187 163L189 165L192 164V160H193L194 154H195V153H193L192 155H190ZM253 153H255V152H253ZM140 154H142V153L140 152ZM243 154H244V152H243ZM262 154H263V159H264V153L262 152ZM160 155H162V154H160ZM246 155H247V157L251 156V161H252V158H253L254 155L253 156L251 154L248 155L247 153H246ZM255 155H257V154H255ZM23 156H25V157L23 158ZM41 156L44 157L43 158L44 162L49 163V165L46 164L44 166L43 165L44 162L42 164L43 167L39 166V165H32L36 161L33 157H35V158L36 157L37 158L40 157L41 158ZM240 156H241V154H240ZM56 157L60 161V156H56ZM132 157L134 158V156H132ZM138 157H141V156H138ZM165 157H166V155H165ZM243 157L245 158V155ZM256 157H254L253 160L254 159L256 160ZM133 158H132V160H133ZM169 158H170V156H169ZM195 158H196V161H197V157H195ZM195 158H194V160H195ZM235 158H237V157H235ZM263 159L261 158L259 160V162H258L261 165L263 164L262 166H264V160ZM23 160H24V162H23ZM143 160H144V157H143ZM145 160H147V159H145ZM169 160H171V158ZM249 160L246 159V161H249ZM9 161H11V164H9L10 163ZM200 161H198V163H200ZM242 161H243V158H242ZM242 161H241V163H242ZM251 161H250V163H251ZM164 162H167V161H164ZM230 162H231V160H230ZM239 162H240V160H239ZM158 163H160V162H158ZM177 163H178L177 160L173 161L174 165H176ZM241 163H239V164H241ZM243 163H242V165L245 164V163L244 164ZM118 164H120V162H118ZM180 164H183V162H181ZM184 165H186V164H184ZM193 165L195 166V164H193ZM232 165H234V164H232ZM38 166L40 167V170H38L39 169ZM55 166L57 167V165H55ZM122 166H123V164H122ZM156 166H158V165H156ZM181 166H183V165H181ZM187 166H185L183 168L186 169ZM124 167H125V165H124ZM124 167H120V169L122 171H124L125 170ZM138 167H140V165ZM142 167H143V165H142ZM240 167H241V165H240ZM240 167H239V169H241ZM249 167L246 166V168H248V169H249ZM253 167H255V166H253ZM41 168H44V169H41ZM172 168H173V166H172ZM183 168H181V170ZM48 169L50 171L49 173H47ZM185 169H183V170H185ZM189 169H190V167H189ZM224 169H225V171L227 170L229 172L225 173ZM251 169H252V167L249 170L251 171ZM143 170H145V169H143ZM245 170H247V169H245ZM249 170H247V171H249ZM151 171H153L152 168H151ZM175 171L177 172V167H176ZM31 172L29 174V177L31 176ZM135 172L134 171L132 172L131 168H129V171L126 174L125 178H123V179L121 178L120 179L119 177H117V183H120V184L123 183L124 188L126 190L129 188V191H130V189H132V186H133V189L130 192H133V190H135L137 193L139 192L140 189H147L149 191L151 190L150 192H153V193H150V194H154V192H156V190L160 189L162 194H160V199L159 200L162 201V204H163V206L165 208V211L169 207L168 206L169 203L172 202V201H175V197L176 198L177 197H181L182 198V196H183L182 189L181 188L177 189V188H175L176 186L173 187V185H174L173 183L178 182L177 176L174 179H169L167 177V179H168V181H167L165 177H164V180H163V178L160 177L159 175H157L158 177H156L154 179L155 176L151 177V175H149V174H151L150 172H149V174H143L144 176L140 172L139 173H135ZM181 172L183 173V172H186V171H181ZM236 172H238V171H236ZM197 173L195 172L194 175L197 174ZM228 173H230V174H228ZM190 174H187L188 178L190 177L189 176ZM239 174L240 173H238V175ZM251 174H252V172H251ZM185 175H186V173L182 177H186V179H187V176H185ZM194 175H192V176L194 177ZM42 176H43V178H42ZM253 176H254V173H253ZM263 176H264V174H263ZM31 177H33V175ZM58 177H60V179H57ZM179 177L182 179L181 175ZM256 177H258V176H256ZM231 178L233 180H231ZM238 178H237V180H239ZM261 178H264V177H261ZM28 179L31 180L30 178H28ZM134 179H138V181H135ZM248 179L250 180L249 177H248ZM23 180H24V178L21 179V181H23ZM32 180H33V178H32ZM162 180H163V183H162ZM195 180H197V179H195ZM208 180L210 181V179H208ZM208 180L205 179V180H201V181L204 182V184H208V182H209ZM260 180H262V179H260ZM187 181H188V179H187ZM27 182H28V180H27ZM27 182L25 184H27ZM90 182H92V181H90ZM263 182H264V180H263ZM32 183H33V188H34V185L36 183L35 182H32ZM235 183H237V182H235ZM241 183H243V182H241ZM25 184H23V185H25ZM29 184H30V181H29ZM68 184H70V183H68ZM74 184H75V182H74ZM212 184H210V185L213 188L214 185L212 186ZM250 184H252V183H249V185ZM256 184L257 183H255V185ZM201 185H203V184H201ZM25 187H26V185H25ZM28 187H31V189H28V190H32V186H28ZM72 187H73V185H72ZM75 188H77V186ZM234 188L236 189V191L235 190L234 191L237 192L238 191L237 188L236 187H234ZM255 188H257V185H256ZM15 189H17V188H15ZM121 189L123 190L122 187H121ZM195 189L196 188H195L194 185L190 186L191 193ZM122 190H121V192H123ZM201 190L202 189H200L199 191H201ZM259 190H260V188H259ZM196 191H197L196 193L199 192L197 189H196ZM204 191L209 192L210 190L208 191V189H207V190H204ZM230 191H229V193L226 196H232V195L235 194V193L233 194V192H230ZM28 192H27V195H28ZM31 193L32 192H30L29 195ZM203 193H202V196L204 195ZM250 193H251V191H250ZM81 194H82V191H81ZM128 194L129 193L126 191V196H128ZM132 194H134V192ZM146 194H148V193H146ZM210 194H212V193H210ZM210 194L207 193L206 195H210ZM199 195H200V192H199ZM241 195H242V193H241ZM243 195H245V194H243ZM21 196H25V195L23 194ZM185 196L186 195L184 194L183 198ZM238 196H240V195H238ZM238 196H237V198H238ZM141 197H139V198H141ZM151 197H153V196H151ZM35 198L33 199V197H32L33 201L38 199V197H37V199H35ZM120 198H122V197H120ZM155 198H158V197H155ZM147 199H146V202H147ZM203 199H201V200H203ZM21 200L26 201V199L25 200L21 199ZM240 200H242V199H240ZM15 201H17V199ZM122 201L124 202V199H122ZM139 201L140 200H138V202ZM30 202H32V201H30ZM186 202H187V198H186ZM223 202H224V200H223ZM125 203H126V201H125ZM125 203L123 205L124 208H125ZM155 203H157V202L155 201ZM129 204H132V203L129 202ZM129 204L127 203L126 205H129ZM20 205H21V203L19 204V206ZM25 206H26V204H25ZM150 206H152V205H150ZM255 208H257V207H255ZM142 211L144 212V210H142ZM262 211H263V209H262ZM118 213H120V210L118 211ZM170 213H172V212H170ZM205 213H206V211H205ZM253 213H252V215H253ZM8 214H10V213L5 211V214H4L3 217L5 218V215H8ZM164 214L168 215L167 212H164ZM220 214L222 215L223 213H219V215ZM224 214H226L225 217H227V213H224ZM224 214L222 215V217L224 216ZM257 214H258V211H257ZM219 215H217V216H219ZM10 216H11V214H10ZM10 216L8 215V217H10ZM115 216L117 217L118 215H115ZM262 216H264V215H261L260 217L262 218ZM119 217H120V215L117 218H119ZM144 217H146V216H144ZM225 217L223 218L224 220L222 222H221V220H219L217 222V224H216L217 227L213 226V222H215L216 220H211L210 221L211 225L209 226V232L212 235V239L220 240L219 237H218L219 235H213V234H215V233L218 234L219 232H221V229L223 230V232H221V233L222 234L224 233L223 236L225 238H229L230 240L233 237H231V238L228 237L229 234L236 236V235H239L238 233H240V232L242 233L241 230L240 231L238 230V226L236 227L235 225L233 226V224H230V221H228L229 219H227L229 217L226 218L227 220L225 219ZM125 218H126V216H125ZM254 218H255V216H254ZM144 220H146V218ZM258 220H259V218L257 219V221ZM262 220H264V219L262 218ZM178 221H180V220H178ZM233 221H235V219ZM259 222L260 221H258V224H259ZM79 223H80V221H79ZM252 223H253V221H252ZM111 224H112V222H111ZM123 224H124V227L122 226ZM175 224H174V226H175ZM225 224H227L228 228L225 226ZM262 224L264 225V223H262ZM125 226H126L125 221L122 224H120V225L116 224V228H118L117 229L118 233H120L119 232V228L125 229ZM149 226H150V224H149ZM240 226H241V224H240ZM9 227H11V226H9ZM80 227L83 229L84 232H88V230L86 228V225L80 223ZM247 227H249V226H247ZM244 228H246V227H244ZM11 229H12V227H11ZM129 229H131V228H129ZM230 229H232V230H230ZM13 230L14 229H12V231ZM131 230H133V229H131ZM180 230L181 229H178V230H175L172 233H170V236H171L170 237V241L174 242V240L176 239L175 236H178L180 234ZM244 230H246V229H244ZM137 231H138V229H137ZM137 231H135V230L131 231L132 235H133L134 232H137ZM186 231H187V229H186ZM125 232H127L126 229H125ZM125 232L123 233L124 234L123 241L127 245L125 243H123L122 241L117 242V243H119L120 247L125 246V245L129 247L130 244H131V242H129V241H127L125 239V238H128L127 235H126L127 233L125 234ZM151 232H153L157 236H160V234L158 235L157 233H155V231H151ZM204 232H205V230H204ZM166 233H165V235H166ZM138 234H140V233H138ZM145 234L148 235V234H150V232L145 233ZM225 234H228V235L225 236ZM244 234L247 235V232L244 233V231H243V234H240V236L242 237V235H244ZM8 235H10V236H8ZM52 235H55V237L51 238ZM120 235H122V234H120ZM143 235H144V233H143ZM187 236H189V234ZM247 236H249V237H247L246 239L244 237V239H243V240H246V241H243L242 238H241V241H243V243L241 242L242 243L241 246H240L239 242H236V243H239V247L240 248L239 247L238 248L241 249L240 253L235 255V253L230 252V251H228V252L227 251L219 252V251H211V250L208 251L207 249H206L207 251L200 250L199 252L197 251V252L193 253V258H192V262L193 263H191V264H208V261H210V259L212 260L211 264H264V230H253V229H251V231L248 232ZM135 237H139V236H134V239H132V240H135ZM188 238H190V237H188ZM8 239H9V241H8ZM202 239H204V240L200 241L199 239H197V241L199 240L203 244L202 247H204V243L203 242L205 241V239L208 241V239L207 238H202ZM238 239H240L239 236H238ZM117 240H118V238H117ZM136 240H137V245L138 246L140 244H144L141 240H138V238ZM226 240L227 239H225V242H226ZM135 241H132L134 245H136ZM29 242H28V244H31ZM146 242H148V240ZM197 243H199V242H197ZM197 243L195 241V243H194L195 245H193V247H192L195 250L199 249L200 248L199 246L201 245V244L199 245ZM27 246H29V245H27ZM150 246L151 245L149 243L148 244L146 243V245H145V247H147L148 249H150ZM189 246H191V245H189ZM11 247H13V248H11ZM128 247H127V249H128ZM134 248L137 249V247H134ZM138 248H140V247H138ZM179 248L183 249L181 247H179ZM230 248H231V246H230ZM31 249H32V247H31ZM189 249H190V247H189ZM22 251H23V249H22ZM131 251H134V250H131ZM242 251L244 253H242ZM32 252H34V251L32 250ZM192 252H193V250H192ZM235 252H237V251L235 250ZM22 253H21V255H24ZM219 253L221 255H219ZM138 254H140V253H138ZM134 255L136 257V254H133V256ZM142 257H145V254ZM140 258H141V256H140ZM9 259H6V260H9ZM73 259L76 260V263L73 261ZM25 260L27 261V257H25ZM137 260L140 262L139 259H137ZM23 261H24V259H23ZM1 263L2 262H0V264ZM9 263H7V261H6V264H9ZM26 263L24 262V264H26ZM143 263L144 264H151L152 260L150 262L144 261Z\"/></svg>","mask_w":264,"mask_h":264},{"label":"water","instance_id":"95a60500","mask_svg":"<svg viewBox=\"0 0 264 264\" xmlns=\"http://www.w3.org/2000/svg\"><path fill=\"white\" fill-rule=\"evenodd\" d=\"M98 22L92 18L77 22L76 24L66 27L63 33L59 36L58 42L66 44L75 41L78 38L87 35L95 34L98 31Z\"/></svg>","mask_w":264,"mask_h":264}]
</instances>
